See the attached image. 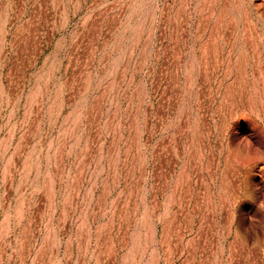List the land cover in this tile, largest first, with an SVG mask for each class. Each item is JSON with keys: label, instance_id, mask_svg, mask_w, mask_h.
<instances>
[{"label": "rangeland", "instance_id": "obj_1", "mask_svg": "<svg viewBox=\"0 0 264 264\" xmlns=\"http://www.w3.org/2000/svg\"><path fill=\"white\" fill-rule=\"evenodd\" d=\"M0 264H264V0H0Z\"/></svg>", "mask_w": 264, "mask_h": 264}]
</instances>
